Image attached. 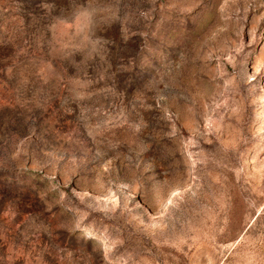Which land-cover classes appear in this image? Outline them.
<instances>
[{
  "label": "rangeland",
  "instance_id": "374dc122",
  "mask_svg": "<svg viewBox=\"0 0 264 264\" xmlns=\"http://www.w3.org/2000/svg\"><path fill=\"white\" fill-rule=\"evenodd\" d=\"M0 264H264V0H0Z\"/></svg>",
  "mask_w": 264,
  "mask_h": 264
}]
</instances>
